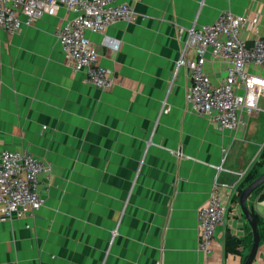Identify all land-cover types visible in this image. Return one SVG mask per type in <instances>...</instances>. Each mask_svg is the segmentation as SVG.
Instances as JSON below:
<instances>
[{
  "label": "crops",
  "instance_id": "obj_1",
  "mask_svg": "<svg viewBox=\"0 0 264 264\" xmlns=\"http://www.w3.org/2000/svg\"><path fill=\"white\" fill-rule=\"evenodd\" d=\"M118 1L133 17L87 31L113 72L109 89L66 64L55 31L73 14L63 6L19 32L0 30V149H27L52 165L40 175L46 202L35 215L0 221V264H243L253 232L236 171H264V111L221 129L194 111L188 69L175 67L180 27L230 10L258 16L243 32L252 38L264 33V0ZM227 67L205 65L214 82ZM249 69L264 76V67ZM215 178L229 184L227 213L207 256L198 212ZM261 192L264 184L246 203L264 218ZM252 264H264V236Z\"/></svg>",
  "mask_w": 264,
  "mask_h": 264
},
{
  "label": "built area",
  "instance_id": "obj_2",
  "mask_svg": "<svg viewBox=\"0 0 264 264\" xmlns=\"http://www.w3.org/2000/svg\"><path fill=\"white\" fill-rule=\"evenodd\" d=\"M63 6L72 16L60 25L55 34L65 54L66 64L74 70H84L86 81L109 89L114 85L113 72L99 61L98 52L87 31L105 32L109 25L133 17L129 2L118 0H0V30L19 32L43 14H55ZM258 16L235 14L225 10L209 23L179 28L182 41L175 74L185 66L190 85L186 97L194 111L225 130H235L245 124L246 115L264 111V76L254 73L250 65L264 67V33L247 38L246 30H254ZM108 43H114L109 39ZM223 60L226 74L217 82L208 75V61ZM2 77L0 74V96ZM52 165L33 152L14 148L0 149V221L34 216L45 204L40 188V175L50 172ZM248 173V172H247ZM244 178L245 170L236 171ZM215 178L208 201L198 212L200 235L198 248L205 255L212 253L217 228L223 223L227 207L222 186Z\"/></svg>",
  "mask_w": 264,
  "mask_h": 264
},
{
  "label": "water",
  "instance_id": "obj_3",
  "mask_svg": "<svg viewBox=\"0 0 264 264\" xmlns=\"http://www.w3.org/2000/svg\"><path fill=\"white\" fill-rule=\"evenodd\" d=\"M264 184V171L256 177L254 180H252L250 183H248L240 192L239 194V203L241 205L242 211L250 224L253 232V242L252 246L250 248V251L243 262V264H252L253 261L256 258L258 247L261 241V235L259 230V225L255 218L253 217L251 211L247 207V199L249 196L261 185Z\"/></svg>",
  "mask_w": 264,
  "mask_h": 264
},
{
  "label": "trees",
  "instance_id": "obj_4",
  "mask_svg": "<svg viewBox=\"0 0 264 264\" xmlns=\"http://www.w3.org/2000/svg\"><path fill=\"white\" fill-rule=\"evenodd\" d=\"M258 165H255L250 171H248V173L245 176V180H243V184L242 187L240 188V191H242V189L248 184L250 183L252 180H254L256 177H258L259 175V168H257ZM263 188V185H261L260 187H258L256 189V191H261ZM264 197V192H261L259 195V199ZM253 217L255 218V220L257 221L258 225H262V228L260 230V235L264 236V218H262L255 210L251 211ZM247 224L250 226V224L247 221ZM227 242L229 245H234L233 247H235L236 244H238L240 242L239 239H235V238H230L228 236ZM246 258V256H245Z\"/></svg>",
  "mask_w": 264,
  "mask_h": 264
}]
</instances>
